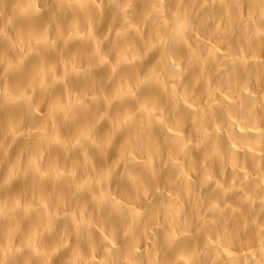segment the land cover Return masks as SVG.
I'll return each mask as SVG.
<instances>
[{"label":"clouds","instance_id":"9594fccd","mask_svg":"<svg viewBox=\"0 0 264 264\" xmlns=\"http://www.w3.org/2000/svg\"><path fill=\"white\" fill-rule=\"evenodd\" d=\"M0 264H264V0H0Z\"/></svg>","mask_w":264,"mask_h":264}]
</instances>
